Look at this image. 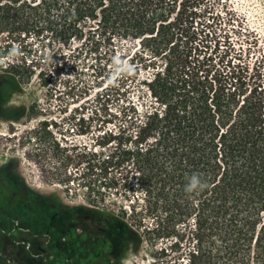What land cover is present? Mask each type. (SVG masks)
<instances>
[{
	"label": "trees",
	"instance_id": "16d2710c",
	"mask_svg": "<svg viewBox=\"0 0 264 264\" xmlns=\"http://www.w3.org/2000/svg\"><path fill=\"white\" fill-rule=\"evenodd\" d=\"M239 23L222 0H0V35L39 43L41 84L70 111L63 136L47 119L24 134L30 159L94 206L3 164L0 264H121L149 248L264 264V47Z\"/></svg>",
	"mask_w": 264,
	"mask_h": 264
},
{
	"label": "rangeland",
	"instance_id": "374dc122",
	"mask_svg": "<svg viewBox=\"0 0 264 264\" xmlns=\"http://www.w3.org/2000/svg\"><path fill=\"white\" fill-rule=\"evenodd\" d=\"M222 1L232 9L237 18L239 17V29H250L264 47V0ZM41 52L42 48L33 37L8 33L0 35V102L6 99L9 107L26 108L20 111L21 113L14 114L21 117L19 121H11L5 118L6 113H0V166L15 160L19 164L20 174L33 188L44 193H54L71 205L85 204L94 207L86 201L82 190L76 191L78 194L68 192L63 183L52 179V169L42 167L30 159L31 145L24 134L37 126L40 120L47 119L56 122L54 129L58 136H63L62 130L65 131L66 117L70 112L65 111L64 97L52 96L41 84L40 72L46 67L44 55H47ZM11 66H17V71L22 73L21 77L6 72ZM19 79L21 82H18ZM80 101L70 99L71 107H77ZM35 102L39 104V113L30 116L29 110L28 113L26 111ZM105 205L109 210H117L116 202L113 200H108ZM153 249L149 248L137 254H125L121 264H172L170 256H162Z\"/></svg>",
	"mask_w": 264,
	"mask_h": 264
},
{
	"label": "clouds",
	"instance_id": "9594fccd",
	"mask_svg": "<svg viewBox=\"0 0 264 264\" xmlns=\"http://www.w3.org/2000/svg\"><path fill=\"white\" fill-rule=\"evenodd\" d=\"M203 187L204 182L202 181L200 175L194 173L190 177H188V182L185 185V190L191 193Z\"/></svg>",
	"mask_w": 264,
	"mask_h": 264
}]
</instances>
